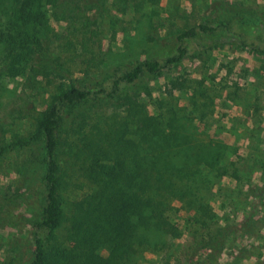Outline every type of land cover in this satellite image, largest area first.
I'll return each instance as SVG.
<instances>
[{"label": "rangeland", "instance_id": "1", "mask_svg": "<svg viewBox=\"0 0 264 264\" xmlns=\"http://www.w3.org/2000/svg\"><path fill=\"white\" fill-rule=\"evenodd\" d=\"M108 2L114 6H105L102 14L75 10L66 20H56L46 8L48 28L33 23L25 29L43 40L46 53L38 66L46 67L47 77L7 75V53L18 31L8 21L11 10L0 13V264L32 259V223L43 215L45 190L41 141L31 137L51 95L67 88L70 78L108 86L110 77L136 61L173 55L179 32L215 21L231 23L233 32L198 33L185 41L188 54L181 62L144 73L124 92L136 96L149 115L171 121L173 161L198 170L191 178H200V195L215 225L253 218L255 236L231 235L218 264L264 263V0H126L125 12L119 0ZM241 38L254 45H241ZM57 71L63 75L51 74ZM122 115L115 101L89 99L65 108L62 118L65 126L81 125L88 133L92 126L106 129ZM18 137L31 141L13 147ZM61 159L76 160L68 154ZM79 181L74 173L61 191L65 203L86 190L76 186ZM187 215L184 206L172 202L169 217L180 228L176 240L162 249L163 234L145 233L146 242L136 245L125 264H176L174 257L194 230L204 233L198 223H188Z\"/></svg>", "mask_w": 264, "mask_h": 264}, {"label": "trees", "instance_id": "2", "mask_svg": "<svg viewBox=\"0 0 264 264\" xmlns=\"http://www.w3.org/2000/svg\"><path fill=\"white\" fill-rule=\"evenodd\" d=\"M119 1L120 12H125L126 0ZM107 5L114 6L108 0H0V13L11 10L8 21L18 31L16 41L9 45L7 75L36 76L41 72L42 76H48L44 72L46 67L38 66L46 53L43 40L33 38L25 30L33 23L48 28L46 8L52 9L56 20H66L73 17L75 10L102 14ZM218 30L232 33L233 26L227 21L198 24L176 35L177 47L171 56L136 61L129 69L110 77L108 86L80 84L78 79L69 77L67 88L51 95L36 119L31 137L41 141L45 206L41 219L32 223L29 264H125L136 245L146 242L143 234L150 232L166 237L163 249L176 240L180 230L169 217L172 202L184 206L189 224L198 223L204 230L198 234L195 229L191 239L182 244L174 257L176 264H218L219 254L231 235L241 232L243 236H255L252 217L237 224L213 223L214 214L200 195V178H191L198 175V170L173 161L171 121L164 123L158 116L149 115L136 96L124 92L125 86L144 73L155 74L181 62L188 54L186 40L198 33L214 34ZM239 43L246 47L254 45L243 38ZM57 73L63 75V71L51 72ZM89 99L115 101L118 108H123V115L114 117L106 129L92 126L88 133L81 131V125L77 129L73 123L65 126L62 118L65 108ZM72 135L81 138L74 142L70 140ZM30 141L18 137L11 145H26ZM63 154L76 160L61 159ZM166 158L169 162L157 168ZM225 170L220 169L221 175ZM74 173L77 180L83 179L76 186L84 189L86 185V190L65 203L61 191L70 185Z\"/></svg>", "mask_w": 264, "mask_h": 264}]
</instances>
